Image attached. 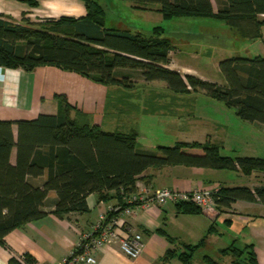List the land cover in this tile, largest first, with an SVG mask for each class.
<instances>
[{
    "label": "trees",
    "instance_id": "16d2710c",
    "mask_svg": "<svg viewBox=\"0 0 264 264\" xmlns=\"http://www.w3.org/2000/svg\"><path fill=\"white\" fill-rule=\"evenodd\" d=\"M81 1L86 14L79 17L61 15L36 22L23 16L22 23H15L0 16V67L33 71L52 65L106 86L129 90L135 88L137 80L163 81L176 93L202 90L234 108L242 120L264 124L263 56L233 55L221 59L219 70L224 84L191 74L183 76L170 67L173 46L168 39L158 33L150 37L109 28L101 3ZM125 1L158 5L165 18L223 20L243 39H264V0H215L217 10L212 0ZM28 2L32 6L39 4L37 0ZM64 101L56 114L41 113L34 119L16 121L0 118V243H5V237L13 230L50 212L64 217L71 212L89 211L88 197L94 193L100 201L116 198V205L126 206L125 197L138 190L139 176L152 167L182 165L241 170L246 175L264 172V158L225 155L218 143L204 144L202 153L185 150L199 146L196 142L142 148L138 145L137 128L106 130L92 122L89 114ZM52 191L57 199L53 210L47 211L46 199ZM214 200L217 211L238 200L264 204V184L254 189L221 186ZM176 204L188 214L203 212L192 201ZM215 228L213 223L197 243L180 242L167 235L173 247L154 264H171L174 260L180 264L193 263L195 254ZM219 254L229 264H259L252 243L241 246L234 240L220 249ZM25 256L27 264H35L33 258ZM203 261L218 263L209 255ZM11 264L23 263L18 257L12 258Z\"/></svg>",
    "mask_w": 264,
    "mask_h": 264
},
{
    "label": "crops",
    "instance_id": "0c3cea01",
    "mask_svg": "<svg viewBox=\"0 0 264 264\" xmlns=\"http://www.w3.org/2000/svg\"><path fill=\"white\" fill-rule=\"evenodd\" d=\"M37 1L38 6H32L28 0H0V16L22 23L23 16L39 22L61 15L79 17L86 14V7L81 0ZM212 2L217 10L215 0ZM263 29L264 27L262 31ZM230 52L226 54L227 57L233 56ZM173 62L177 64L175 57H172L171 68L178 70L183 76L191 74L188 72V65L178 63L173 66ZM216 82L224 84L225 80L222 77ZM108 90L110 88L106 85L52 65L41 66L33 71L0 67V118L16 121L34 119L41 113L56 114L66 99L72 106L89 114L91 121L104 129L108 127L106 130L129 131L137 128L140 138L142 120L107 121L102 117L103 114L106 116L108 110ZM71 113L75 116V111ZM253 125L256 127V138L252 140L250 153L245 156L264 158V124L254 122ZM14 130L16 133L15 126ZM15 156L14 151L13 161ZM263 184L264 172L260 171L246 175L241 170L182 165L149 168L137 181L138 188L145 187L151 192L164 187L192 190L217 186H248L254 189ZM56 199L57 194L50 192L45 210H53ZM116 204V198L100 201L98 194L94 193L88 197L87 212H71L64 217L50 212L24 224L10 232L4 239L5 243H0V264H11L12 258L18 259L23 254L33 258L35 264H61L79 242L81 234L97 221L100 213ZM200 215L205 219L203 233L196 223ZM127 222L129 228L143 235L144 247L140 256L131 258L121 251L119 245L109 243L98 252L97 264H154L173 247L167 235L180 242L197 243L200 239H192L191 235L201 234L202 238L213 223L216 225L215 231L208 235L205 244L199 249L203 253L201 264H207L203 261L205 255L216 258L217 264H224L225 258L220 257L219 250L234 240H237L238 245L252 243L259 264H264V204L260 202L238 200L220 211L215 209L209 214H188L180 210L176 203L168 201L163 205L138 211L136 216L128 217ZM207 249L212 253H207ZM228 261L226 264H229ZM171 264L180 262L174 260ZM191 264H195L194 261Z\"/></svg>",
    "mask_w": 264,
    "mask_h": 264
},
{
    "label": "rangeland",
    "instance_id": "374dc122",
    "mask_svg": "<svg viewBox=\"0 0 264 264\" xmlns=\"http://www.w3.org/2000/svg\"><path fill=\"white\" fill-rule=\"evenodd\" d=\"M97 1L105 10L107 27L150 37L158 33L159 37L168 39L172 44V57H175L176 63L188 65V72L196 77L214 82L222 78L218 59L226 58L230 51L237 56L264 57V39H243L235 28L223 20L192 16L165 18L155 4ZM177 64L173 62V66ZM136 82L131 90L108 86V110L102 117L107 121L142 120L139 146L152 149L160 145L196 142L200 145L185 150L202 153L204 144L218 143L225 155L245 156L250 153L252 140L257 134L256 127L253 122L242 120L234 108L225 106L202 90L176 93L163 81ZM204 222L200 215L196 223L201 233L205 229ZM200 235L193 233L191 237L201 240L204 235L202 238ZM206 252L212 253L208 249ZM202 254L201 250L195 254V264H201Z\"/></svg>",
    "mask_w": 264,
    "mask_h": 264
},
{
    "label": "built area",
    "instance_id": "2783aa9c",
    "mask_svg": "<svg viewBox=\"0 0 264 264\" xmlns=\"http://www.w3.org/2000/svg\"><path fill=\"white\" fill-rule=\"evenodd\" d=\"M219 186L212 189L178 190L164 187L149 191L145 187L125 197L126 206L112 205L101 212L92 227L81 234L79 242L62 260L61 264H97V255L101 248L109 243L119 245L121 251L131 258L140 256L143 247V235L128 227L127 218L136 216L138 211L160 206L168 201L179 203L192 201L199 205L203 212L209 214L215 210L214 195ZM26 263L25 254L19 257Z\"/></svg>",
    "mask_w": 264,
    "mask_h": 264
}]
</instances>
